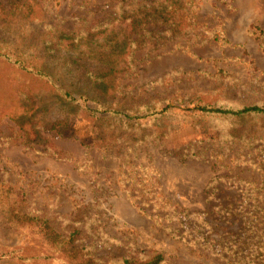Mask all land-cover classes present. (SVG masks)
Listing matches in <instances>:
<instances>
[{
    "label": "rangeland",
    "instance_id": "1",
    "mask_svg": "<svg viewBox=\"0 0 264 264\" xmlns=\"http://www.w3.org/2000/svg\"><path fill=\"white\" fill-rule=\"evenodd\" d=\"M19 1L28 0L0 5ZM36 1L39 18L0 21V36L28 54L43 40L82 37L79 52H51V66L78 71L58 59L77 57L82 72L108 73L125 93L118 110L131 118L72 114L64 135L34 137L0 113V179L24 189L33 214L61 232L78 228L79 245L105 264L157 253L161 264H232L212 239L241 227L226 205L264 193V113L193 108L264 107V0ZM11 66L0 58V105L11 106L15 86L25 83L50 100L47 87ZM53 108L49 119L65 116ZM108 136L118 143L99 151L96 141ZM13 248L35 252L31 239L0 220V253Z\"/></svg>",
    "mask_w": 264,
    "mask_h": 264
},
{
    "label": "trees",
    "instance_id": "2",
    "mask_svg": "<svg viewBox=\"0 0 264 264\" xmlns=\"http://www.w3.org/2000/svg\"><path fill=\"white\" fill-rule=\"evenodd\" d=\"M37 8L36 0L19 1L11 8L0 5V21H10L19 16L30 19L35 15L39 18L40 12H37ZM140 23L141 19L134 18L131 24ZM82 43V37L77 39L71 34H64L55 40H43L40 44L42 47L34 46V52L28 54L27 51L22 50L20 42L6 40L0 36V58L11 64L16 71L27 74L39 89L43 86L47 87L49 92L46 93L50 97L49 101H45L42 95L32 93L26 83L20 87L15 86L13 103L11 106L0 105V113L9 115L22 131L34 137L46 130L64 135L69 128V118L72 114L95 121L102 118L97 113L102 110L100 114L106 115L111 112L131 118L129 114L118 110L125 93L120 89L117 81L110 80L108 73L100 76L91 72V74L82 72L81 68L86 64L80 63V58L77 57L58 59L63 67L78 71L68 69L65 72L51 66L49 60L51 52L62 50L79 52ZM128 64L130 67L129 60L125 64V69ZM119 66L118 61L116 68ZM110 98H114V102H110ZM92 101L98 104L97 109H93L90 105ZM57 105L64 109L65 116L51 120L47 114ZM113 107L117 108L113 109ZM172 107L173 105L169 104L157 113L164 114ZM193 109L201 113H217L227 117L264 113V107L259 105H249L234 110L221 105L197 102ZM118 141V138L110 139L108 136L102 141H96L95 146L99 151L107 152ZM258 189L264 190V183ZM30 205L31 202L24 189L0 179L1 222L18 233L25 234L35 246V252L32 253H24L21 248L2 252L0 262L11 260L14 264H105V260L79 245L81 231L78 228L61 232L49 218L33 214ZM219 206L223 207V204ZM225 208L227 216L242 219L241 227L237 231L223 234L218 231L217 240L212 239V241L218 244L219 251L225 254V258L232 264H264V193H257L248 203L243 201L239 204L230 203ZM207 223L212 229L213 227L217 229L213 223ZM164 260L165 256L157 253L145 258L126 257L122 259L121 264H161Z\"/></svg>",
    "mask_w": 264,
    "mask_h": 264
}]
</instances>
